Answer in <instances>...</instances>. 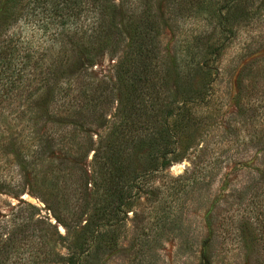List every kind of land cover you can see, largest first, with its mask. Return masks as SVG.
<instances>
[{"label": "rangeland", "instance_id": "obj_1", "mask_svg": "<svg viewBox=\"0 0 264 264\" xmlns=\"http://www.w3.org/2000/svg\"><path fill=\"white\" fill-rule=\"evenodd\" d=\"M115 1L126 40L114 55L94 56L92 65L80 56V63L70 66L68 52L70 73L84 67L71 78V89L78 91L80 84L88 96L100 81L114 86L130 26L147 14L160 30L158 71L170 68L166 94L172 121L185 128L177 134L178 159L150 180L151 193L140 194L126 221H112L118 247L98 264H264V0H241L244 10L226 25L227 0ZM36 34L35 42L45 45L44 32ZM211 44L222 46L213 58L218 73L212 93L208 102L188 107L191 117H184L178 76L195 52L203 53ZM31 50L23 78L21 58L8 68L13 73L10 93L4 89L6 67L0 65V264H57L55 253L69 252L58 233L73 237L64 223L82 226L93 209L81 207L78 188L81 168L93 174V152L86 161L71 157L66 170L44 184L36 176L38 137L49 129L26 111L39 94L31 71L36 49ZM62 57L52 51L45 65ZM202 59L203 54L196 57ZM119 100L116 94L109 106V123L93 126L96 147L97 133H106L118 121L113 116ZM56 152L62 156L58 148ZM140 155L143 164L146 152ZM95 177L99 181L100 175ZM91 189L89 184L88 201L94 197ZM76 217L80 221L72 220Z\"/></svg>", "mask_w": 264, "mask_h": 264}, {"label": "trees", "instance_id": "obj_2", "mask_svg": "<svg viewBox=\"0 0 264 264\" xmlns=\"http://www.w3.org/2000/svg\"><path fill=\"white\" fill-rule=\"evenodd\" d=\"M241 4V0H227L223 16L225 25L235 21L241 8L244 10ZM146 15L142 21L130 26L114 86L100 81L95 84L92 95L84 96L80 84L76 87L78 91L71 89V78L84 67L70 73V66L79 64L80 56L92 65V58L97 54L108 52L114 55L120 49L126 37L119 23L117 2L0 0V65L6 67L2 70L7 75L6 93L14 90L13 73L8 68L13 66L15 59L21 58L20 74L23 78L29 52L36 49L31 71L38 79L36 90L39 94L35 101L28 103L26 111L49 129V133L44 132L38 137L35 150L39 159L36 170L39 183L44 184L56 173L65 171L73 160L71 157L86 161L93 152V174L90 175L88 169L81 168V172L78 169L81 207L93 209H88L90 216L82 226L64 223L73 237L58 233L59 238L67 241L69 252L66 256L55 253L57 264H98L104 254L115 250L119 239L117 226L112 228V221H126L140 194L151 193L150 180L163 173L179 157L177 134L185 126L181 123L177 127L172 121L173 109L166 94L170 92V68L162 69L161 73L158 71L161 63L160 30L156 19ZM40 31L47 36L43 41L45 45L35 42L36 32ZM17 48L20 51H16ZM55 50L63 56L59 60L61 63L45 65L44 61ZM221 50V45L211 44L203 53L202 50L195 52L192 59L184 63L177 81V89L183 98L180 107L183 113L190 106L208 102L213 89L212 80L218 73L213 58H217ZM202 54V61H196V57ZM20 88V94L24 95L25 87L21 91ZM74 91L77 92L71 95ZM116 94L120 100L113 117L118 121L106 133H97L99 145L96 147L94 135L90 133L93 126L104 128L109 123L107 112ZM19 112L18 115L24 114L25 110ZM186 114L184 117H191V113ZM2 120L0 117V124ZM48 122L51 126L47 125ZM144 152L146 160L141 164L140 154ZM95 174L100 175L99 181ZM89 184L92 187L89 194L94 193V197L90 196L91 201L86 198ZM86 212L83 210L82 213ZM77 217L72 220L80 221ZM57 220L66 221L58 216Z\"/></svg>", "mask_w": 264, "mask_h": 264}]
</instances>
